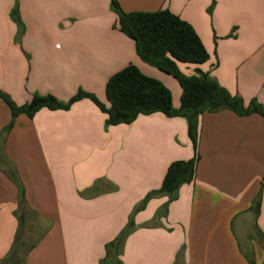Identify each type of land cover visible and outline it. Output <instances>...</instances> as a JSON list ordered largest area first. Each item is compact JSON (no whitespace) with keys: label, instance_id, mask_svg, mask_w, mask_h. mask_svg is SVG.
Segmentation results:
<instances>
[{"label":"crops","instance_id":"crops-1","mask_svg":"<svg viewBox=\"0 0 264 264\" xmlns=\"http://www.w3.org/2000/svg\"><path fill=\"white\" fill-rule=\"evenodd\" d=\"M115 2L125 13L178 16L209 56L179 70H199L264 110V0ZM128 65L164 85L179 108V84L137 56L111 0H0V92L17 106L32 95L66 103L78 91L108 106L105 85ZM11 120L0 99V264H107L112 256L115 264H264L263 117L203 113L194 180L166 207L167 196L154 192L168 166L193 157L185 119L153 113L108 126L82 99L19 114L6 131ZM27 225L37 237L25 247ZM18 228L15 263L8 254Z\"/></svg>","mask_w":264,"mask_h":264},{"label":"trees","instance_id":"trees-1","mask_svg":"<svg viewBox=\"0 0 264 264\" xmlns=\"http://www.w3.org/2000/svg\"><path fill=\"white\" fill-rule=\"evenodd\" d=\"M111 6L117 16L118 30L135 44L137 56L146 64L157 68L174 78L181 88L178 109L172 106L170 91L159 81L143 75L134 65H128L109 78L105 85V98L108 106L101 103L95 96L78 91L69 101L62 103L51 95H32L30 100L17 106L9 97L0 92V99L11 112V122L6 127L9 131L13 120L19 114L31 118L40 109L50 111L68 110L74 103L90 100L103 114L108 126L130 124L140 115L161 113L168 118L180 117L186 120L187 135L193 149V157L186 161L172 162L164 175L160 188L154 194L165 195L168 203L177 198L181 185L190 184L194 180L199 160V117L203 113H216L229 110L238 116L257 114L264 118L263 108L255 101L244 106L241 98L230 95L224 88L207 74L199 70L196 76H186L177 64L201 65L209 56L198 36L189 24L166 9L154 12H123L115 0ZM264 179V178H263ZM153 194V195H154ZM18 210L27 208L25 190L18 187ZM151 196V195H150ZM148 196L146 200L150 197ZM259 199L255 202V211L259 208ZM145 200V201H146ZM17 217V211L15 213ZM22 224V217H18ZM132 223L122 231L118 239L108 247H114L131 229ZM21 229L17 230L14 246L8 259L17 263L16 253L19 251ZM116 243V244H115ZM1 263V262H0Z\"/></svg>","mask_w":264,"mask_h":264},{"label":"rangeland","instance_id":"rangeland-1","mask_svg":"<svg viewBox=\"0 0 264 264\" xmlns=\"http://www.w3.org/2000/svg\"><path fill=\"white\" fill-rule=\"evenodd\" d=\"M171 80H173V82H175V84H177L176 80H174L172 78H171ZM30 219L33 220L31 215H29V220ZM22 234H23V241L25 242V247H28L33 241H35V239L37 237V232L35 230H33V228L29 227L28 225L24 228ZM21 247H23V246H21ZM107 264H115V260H114L113 256L108 260Z\"/></svg>","mask_w":264,"mask_h":264}]
</instances>
